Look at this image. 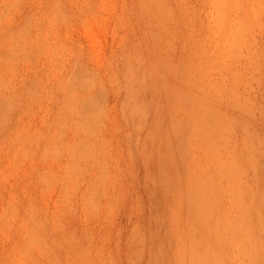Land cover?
<instances>
[{
	"label": "rangeland",
	"instance_id": "1",
	"mask_svg": "<svg viewBox=\"0 0 264 264\" xmlns=\"http://www.w3.org/2000/svg\"><path fill=\"white\" fill-rule=\"evenodd\" d=\"M0 264H264V0H0Z\"/></svg>",
	"mask_w": 264,
	"mask_h": 264
}]
</instances>
